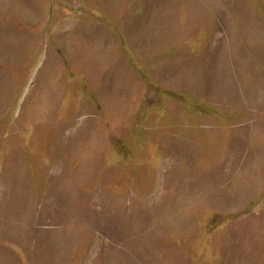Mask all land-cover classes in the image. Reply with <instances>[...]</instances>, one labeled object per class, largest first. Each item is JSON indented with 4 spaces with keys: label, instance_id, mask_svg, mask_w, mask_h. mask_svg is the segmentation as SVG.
Returning a JSON list of instances; mask_svg holds the SVG:
<instances>
[{
    "label": "rangeland",
    "instance_id": "374dc122",
    "mask_svg": "<svg viewBox=\"0 0 264 264\" xmlns=\"http://www.w3.org/2000/svg\"><path fill=\"white\" fill-rule=\"evenodd\" d=\"M0 264H264V0H0Z\"/></svg>",
    "mask_w": 264,
    "mask_h": 264
}]
</instances>
